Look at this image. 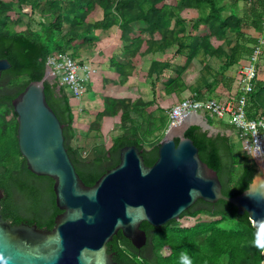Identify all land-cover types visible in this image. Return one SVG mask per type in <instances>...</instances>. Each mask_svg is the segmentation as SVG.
<instances>
[{"label":"trees","instance_id":"trees-1","mask_svg":"<svg viewBox=\"0 0 264 264\" xmlns=\"http://www.w3.org/2000/svg\"><path fill=\"white\" fill-rule=\"evenodd\" d=\"M45 1L16 0L14 4L0 0V60H7L11 64V69L4 72L0 79V187L5 195L1 201V214L5 222L12 226L35 224L39 228L52 230L55 217L60 214L55 204L53 182L28 171L19 150L17 116L12 107L13 100L30 83L45 79L48 57L55 52L66 54L74 51L78 54L80 48L93 43L96 31H109L118 27L130 60L127 64L112 61L111 68L127 80L135 75V68L144 56L141 51L147 42L142 36L148 34L153 42L162 44L160 49L177 45L179 55L187 53L185 65L175 72L176 76L172 80L164 82L167 95L179 94L186 90L183 72L202 54L218 60L226 58V70L232 67L239 69L248 62L262 37H249L243 30L246 27L259 36L264 35V0H177V7L166 5L165 0H64L46 1L44 9H41ZM239 1L245 3L246 9L243 11L238 9ZM16 5L20 10L30 5L31 16L39 17L38 29L28 26L26 30L16 32L11 28L7 14L14 12ZM186 10L200 12L201 17L192 30H199L203 26L206 28L204 36L184 38L188 34L181 14ZM98 12L103 14L100 21L96 20ZM139 24L145 27L137 29ZM226 31L234 32L237 37L230 55L212 44L213 40L223 37ZM156 35L159 40H155ZM151 44L154 43L148 45ZM263 62L257 66L258 77L247 104L249 119L264 116V80L259 78V74L264 76ZM157 65L153 64L149 77L155 74L156 83H159L163 70L170 65H161L162 68ZM238 79L241 81L242 78L239 76ZM233 83L222 73L219 79L215 78L204 88L192 89L193 97L203 101L207 93L213 94L219 86L230 92ZM58 88V84L46 81V100L64 125L65 148L85 186H94L105 173L116 168L120 163L121 150L128 146L143 152L147 167L155 164L163 134L159 135L167 130L169 119L155 118L146 110L149 104L140 99L132 103L130 100L105 97L103 111L97 114L90 130L99 129L105 119L119 117L122 135L112 140L110 148L99 145L87 154L73 147L76 133L71 98L65 89L61 88L59 93ZM240 94L241 90L231 99H236ZM133 114L141 119V123L132 117ZM208 123L211 126L218 124L226 132L235 131L225 121L208 119ZM226 132L209 136L200 127L191 126L184 132V137L193 141L201 161L217 173L223 195L233 198L249 188L258 167L247 153L235 156L234 146ZM151 139L158 140L151 143ZM175 142L178 144L179 139H175ZM147 145L149 149H146ZM201 215L205 217L200 218ZM185 217L195 218L196 222L188 228L181 227L176 221L162 228L143 223L141 229L148 240L141 250H136L120 232L108 244V252L117 264L263 263V246L258 233L253 229L248 215L240 216L232 205L223 201L214 205L198 201L181 219Z\"/></svg>","mask_w":264,"mask_h":264},{"label":"water","instance_id":"water-1","mask_svg":"<svg viewBox=\"0 0 264 264\" xmlns=\"http://www.w3.org/2000/svg\"><path fill=\"white\" fill-rule=\"evenodd\" d=\"M10 69L7 60H0V79ZM48 73L46 69L43 81L30 83L12 107L28 171L53 182L60 214L52 230L27 223L12 226L1 214L5 195L0 187V264H117L108 244L120 232L141 250L148 240L143 223L162 228L180 222L198 201L211 205L223 201L240 216L247 214L263 246L264 264V157L254 160L258 172L245 192L233 198L223 195L217 173L201 161L193 141L184 137L191 126L209 136L222 132L202 117V122L192 118L175 130L168 128L152 167L145 165L142 151L128 146L120 152L119 165L87 187L65 148L64 125L47 103L45 82H54Z\"/></svg>","mask_w":264,"mask_h":264},{"label":"rangeland","instance_id":"rangeland-1","mask_svg":"<svg viewBox=\"0 0 264 264\" xmlns=\"http://www.w3.org/2000/svg\"><path fill=\"white\" fill-rule=\"evenodd\" d=\"M1 1L6 2V3H12L13 2L14 4H16V0H1ZM46 1L50 2V1H64V0H46ZM46 1L42 2L41 9H44V7L46 5ZM165 4L169 5L170 7H177L178 1L177 0H165ZM238 9H240V10L242 9V11L244 9H246L245 3L243 1H239ZM242 11H241L240 15H242ZM101 14H102V12H101ZM181 15H182L181 19H183V21H184L185 28H186V31L188 34V35H184V38H187V36L188 37L189 36L190 37L191 36L192 37H196V36L202 37L205 35L204 30L206 28H204L203 26H201L199 28V30H196V31L192 30V27L197 23V21L201 17L200 12H198L197 10H186ZM7 16H9V21H8L9 25L16 32H21V31L26 30V28L28 26H31L33 29H38L37 22L39 21V17L38 16H31L30 5L23 6L21 10L16 5L14 7V12L8 13ZM97 17L102 18L101 16L99 17V15H97L96 20H97ZM50 19L51 18L48 17V21H50ZM138 26H141L140 28L145 27L143 24H140ZM173 27L174 26L172 23V28ZM67 30H68V27L66 26L65 31H67ZM243 31L249 37H256L257 36L251 29H248L246 27H244ZM142 38H143L145 43L147 42V45L144 46L143 50H145L146 49L145 47H147L146 50H149L148 54H151V53H162V54H164L168 50L169 51L168 54L170 56L171 54H173V50L175 51L177 48V45H174V46H172L168 49H165V50L160 49V46H162V44L153 42L151 37L148 34H143ZM236 39H237V37H236V34L234 32L226 31V33L223 37H219L218 40H216V39L213 40L212 44H213V47H215V48L221 47L227 55H230L231 50L236 43ZM262 39L264 40L263 37H262ZM150 43H154V44H151L149 46L148 44H150ZM70 53L73 54L74 58L78 60L79 54H75L74 51H71ZM177 56H179V57H176L174 62L171 61V63L163 62L165 60H163L161 62H154V63L159 64L156 66L158 68H162L161 65H168V64L170 65L169 68L163 70L161 80L159 81V83H157V86H156L157 91L159 92L160 96H161L163 91L165 92V87H164L165 80H172L176 76L175 72H177L181 67H183L185 65V59L187 57V53H185L184 55H179L177 53ZM111 60H112V58H111ZM225 60H226V58H223L222 60H218L216 57H213L210 55L206 56L203 54L198 56L197 58H195L191 64V66L188 67V69L185 72H183V75H182V80L185 83L186 90L179 93V94L178 93L171 94V95H175L176 98L171 99L172 103H170V105H167V106H165L163 104L157 105L155 103V101L154 102L151 101L150 92L152 89H151V85L149 83L145 84V89H144V93L149 95V97H144L145 99L140 98V100H142L143 103H145V104H149L148 106H150V107H147L146 110H147V112L152 113L155 118L159 119V118L165 117V118L169 119V112H170L172 107H174L175 105H177L179 102H181L184 99H188V98L195 99L193 97L192 89L204 88L206 86V84L209 85L210 83H212L215 78L219 79L220 75L222 73H224L227 78L233 80L234 83L232 84L231 91L227 92L223 86H219L216 88V91H214L213 94L207 93L208 95L206 94L205 100H212V99L216 100V101L230 100L242 89V86L240 85V80L238 79L240 76V68L237 69L236 67H232L231 69L226 70L225 66H224ZM263 61H264V56L262 58V62ZM154 63L151 64L150 71H151V68H152ZM260 76H261V74H259V78H260ZM153 77L155 78L156 75L154 74ZM129 78L127 80H125V79L120 77V80L116 81V82L113 80V78H108V80L106 81V84L104 85V91L106 94H108L110 96L100 97L102 95V93L100 92L101 95H99V96L97 95L98 97H96V99H98L97 103L103 102L105 97L116 98V99H125L128 101L130 100V102H132V103H136L139 100V98L137 97V90L135 88L134 81L128 82ZM122 81H123V84H122ZM125 84L126 85L129 84L128 87L124 88ZM224 92L229 97H226L224 95ZM230 95L232 97H230ZM87 98H89V96ZM101 98H103V99H101ZM205 100H203V101H205ZM98 105H95L94 108L92 107V109L86 108L81 114L79 113V111H78L79 108H77L76 105H75V107H73V114L75 115L76 119H78V123H75V127H73L74 131L76 133V139L73 141V147L84 150L87 154H89L91 149H93L94 147L99 146V145H104V146H106V148H110V146L112 145V140L114 138L120 137L122 135V131L120 130V119H119V117L109 118V120H103L101 123V126H99V129L90 130V125L95 122L96 116L99 113L98 109H97ZM140 107L143 108V106H140ZM132 117L138 123H141V119L138 118L137 115L133 114ZM196 118H197V121L202 122V119L200 117H196ZM225 122L227 123L228 120L226 119ZM211 127L222 132V133L226 132L225 129H223L218 124L212 125ZM168 128H169V125H168ZM168 128H167V130H168ZM167 130H164L160 135L158 133L156 136H158V135L161 136L163 134L162 138H161V140H162L164 138ZM226 135H227V133H226ZM227 137H229L231 144L234 146L235 156L243 155V153H245V151L242 148V144L240 143L238 138L235 136V133H232V134L228 133ZM157 140L158 139H151V143H155ZM149 147L150 146L147 145L146 149H149ZM203 217H205V216H203V215L200 216V218H203ZM195 220H196L195 218L185 217L184 219L180 220L179 224L181 227H187L188 228V227H191L196 222ZM165 254H167V253L165 252Z\"/></svg>","mask_w":264,"mask_h":264},{"label":"built area","instance_id":"built-area-1","mask_svg":"<svg viewBox=\"0 0 264 264\" xmlns=\"http://www.w3.org/2000/svg\"><path fill=\"white\" fill-rule=\"evenodd\" d=\"M264 56V40L261 38L253 54L240 67L241 94L236 99L226 101L205 100L197 101L192 98L184 99L171 108L169 112V128L176 129L183 125L189 117H202L225 121L235 129V136L242 144L245 153L253 160L264 157V116L257 119L247 117V104L253 92V84L258 77L257 66ZM49 75L59 88L67 91L68 96L79 102V112H83L82 99L87 92V86L92 82L96 70L88 63L82 64L71 53L55 52L46 63ZM86 154V153H85Z\"/></svg>","mask_w":264,"mask_h":264},{"label":"crops","instance_id":"crops-1","mask_svg":"<svg viewBox=\"0 0 264 264\" xmlns=\"http://www.w3.org/2000/svg\"><path fill=\"white\" fill-rule=\"evenodd\" d=\"M97 15H99V17L100 16L102 17V18L97 17V20L100 21L103 19V15L101 14V12H98ZM140 27L141 26H138V25L136 26L137 29H139ZM259 37L264 38V35L256 36V38H259ZM93 38L94 40L92 41L93 43L91 45L83 46L82 48L79 49V52H78L79 62L82 64L91 63L93 68L96 70V74L94 75L92 82L88 84L87 86V92L84 95L82 102H81V105H82L81 108H83V111H84L86 108L92 109V107L94 108L95 105L99 104L97 108L98 112H102L104 108L103 106L104 102L97 103L98 99H96V97L101 95V93L102 95L100 97L110 96L106 94L104 91V85L106 84V81L108 80V78H113L115 82L120 80V75L117 74V72L113 68H111V62L116 61L117 63H120V64H127L128 61L130 60V57H128V55L125 53L124 44L121 41V32L118 27H114L110 29L109 31H103V30L96 31L93 35ZM154 38L155 40H159L158 35H156ZM145 48L147 49V47ZM143 49L141 53H143L144 56L142 57L140 64L137 65L135 68V75L130 77L128 82L134 81L135 88L137 90V97L139 99L140 98L145 99L144 97H149V95L144 93L145 84L149 83L152 89L150 92L151 101L152 102L155 101L157 105H162V104L165 106L170 105V103H172L171 99L173 98L175 99L176 96L167 95L164 91L162 92L160 96L156 88L157 86L156 77L150 78L149 71H150L151 64L154 62H161L163 60H165L163 62H169V63H171V61L174 62L176 57H179L177 56V53H176L177 48L175 51L173 50V54H171L170 56L168 54L169 53L168 50L164 54L162 53L147 54L149 52L145 53ZM260 80H264L263 75L260 76ZM128 85L129 84L127 85L125 84L124 88L128 87ZM224 95L226 97H229L227 94H225V92H224ZM88 96L89 98H87ZM70 101H71L72 112H73V107H75V105L77 108L80 107L79 102L73 99H70ZM79 113L81 114L82 112H79ZM105 120H109V118ZM75 123H78V119H76L74 115L73 127H75ZM226 133L228 135V133L232 134L235 132L227 131Z\"/></svg>","mask_w":264,"mask_h":264},{"label":"bare ground","instance_id":"bare-ground-1","mask_svg":"<svg viewBox=\"0 0 264 264\" xmlns=\"http://www.w3.org/2000/svg\"><path fill=\"white\" fill-rule=\"evenodd\" d=\"M192 118L195 119V120H197V118H196L195 116H192V117H189V118L187 119V121L191 120ZM187 121H186V122H187Z\"/></svg>","mask_w":264,"mask_h":264},{"label":"flooded vegetation","instance_id":"flooded-vegetation-1","mask_svg":"<svg viewBox=\"0 0 264 264\" xmlns=\"http://www.w3.org/2000/svg\"><path fill=\"white\" fill-rule=\"evenodd\" d=\"M50 83H52V84H55L53 81H49Z\"/></svg>","mask_w":264,"mask_h":264}]
</instances>
